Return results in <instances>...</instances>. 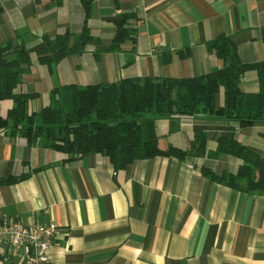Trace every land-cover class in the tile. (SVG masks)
I'll use <instances>...</instances> for the list:
<instances>
[{
	"label": "crops",
	"instance_id": "0c3cea01",
	"mask_svg": "<svg viewBox=\"0 0 264 264\" xmlns=\"http://www.w3.org/2000/svg\"><path fill=\"white\" fill-rule=\"evenodd\" d=\"M0 1V45L21 34L31 56L16 92L38 94L32 110L48 105L57 86L212 72L223 61L207 43L222 34L233 38L243 62L264 61V0H93L89 27L99 43L68 55L53 72L38 60L42 37L79 34L85 19L80 1ZM121 13L136 15V40L105 51ZM259 88L257 71H246L242 91ZM223 103L220 90L217 107ZM12 106L10 99L0 102V116ZM230 127L238 141L264 154V121L240 128L237 121L201 113L156 120L163 150L190 151L203 140L207 151H215L219 139L231 135ZM66 158L0 129V179L15 180L0 182V219L56 223L54 264H264V196L227 187L202 172L236 173L240 159L157 156L116 172L100 153ZM24 259L23 251L10 247L0 252V264H24Z\"/></svg>",
	"mask_w": 264,
	"mask_h": 264
},
{
	"label": "trees",
	"instance_id": "16d2710c",
	"mask_svg": "<svg viewBox=\"0 0 264 264\" xmlns=\"http://www.w3.org/2000/svg\"><path fill=\"white\" fill-rule=\"evenodd\" d=\"M79 1L85 11L79 34L66 31L55 37H42L45 46L38 51V60L50 72L68 55L84 53L91 41L99 43L89 27L93 0ZM134 20L135 14L121 13V19L114 22L117 30L113 42L105 51H119L127 39L136 40ZM21 37L19 34L18 40L0 45V102L13 101L6 116H0L1 130L24 138L31 146L64 153L68 161L103 154L116 172L138 160L157 156L183 160L189 155L216 159L228 154L242 161L236 173L217 174L202 168L203 174L227 187L264 196V154L238 141L233 136V127L231 135L220 138L212 152L206 150L203 140L190 151L175 147L163 150L158 145L156 120L162 117L201 113L237 121L240 128L264 121V61L243 62L230 35H219L207 43L209 51L223 61V66L212 72L188 78L146 76L112 83L57 86L50 93V103L38 111L30 107L37 93L16 92L31 65L27 43ZM100 53L96 52L97 57ZM249 70L257 71L260 86L257 93L241 89L243 75ZM220 90L224 91V103L217 107L216 94ZM11 181L15 180L0 179L2 183Z\"/></svg>",
	"mask_w": 264,
	"mask_h": 264
},
{
	"label": "built area",
	"instance_id": "2783aa9c",
	"mask_svg": "<svg viewBox=\"0 0 264 264\" xmlns=\"http://www.w3.org/2000/svg\"><path fill=\"white\" fill-rule=\"evenodd\" d=\"M57 230L54 222L25 225L20 221L0 219V252L10 247L24 252V264H54L50 248Z\"/></svg>",
	"mask_w": 264,
	"mask_h": 264
}]
</instances>
